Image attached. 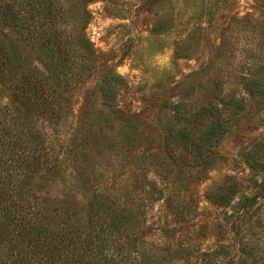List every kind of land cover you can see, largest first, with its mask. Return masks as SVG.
<instances>
[{"label": "trees", "instance_id": "obj_1", "mask_svg": "<svg viewBox=\"0 0 264 264\" xmlns=\"http://www.w3.org/2000/svg\"><path fill=\"white\" fill-rule=\"evenodd\" d=\"M89 3L0 0V264L170 261V248L157 256L143 246L147 210L161 198L155 196V181L144 177L142 164L114 159L115 142L129 148L140 142L138 126L115 111L125 80L107 71L89 87L99 59L85 33ZM246 90L264 96V79L252 76ZM80 92L82 106L72 122ZM209 105L195 111L175 105L178 116L166 138V145H179L194 158L198 178L206 176L214 146L226 131L216 107ZM197 121L200 131L191 127ZM67 128L71 176L61 179L54 140ZM244 159L251 195L229 177L208 192L217 206H238L227 219L264 201V142ZM166 201L174 215L183 213L171 197ZM242 242L238 252L253 257L257 244ZM230 254V247L219 246L199 254L194 264H235Z\"/></svg>", "mask_w": 264, "mask_h": 264}, {"label": "rangeland", "instance_id": "obj_2", "mask_svg": "<svg viewBox=\"0 0 264 264\" xmlns=\"http://www.w3.org/2000/svg\"><path fill=\"white\" fill-rule=\"evenodd\" d=\"M89 1L85 33L99 57L89 87L107 71L121 75L125 87L115 111L139 128L136 146L115 142L114 159L142 164L144 177L155 181L156 198L161 196L146 214L147 254L170 248L166 264H194L202 252L228 246L235 264H264V201L227 219L238 206L224 208L207 199L226 177L238 180L247 195L254 192L244 154L264 142V96L249 94L246 83L252 76L264 79V0ZM82 102L80 92L72 122ZM179 103L189 111L213 103L226 128L218 144L212 139L214 155L204 178L197 177L200 167L185 148L166 145ZM191 127L200 131L201 122ZM69 134L67 128L54 140L61 179L71 176ZM168 197L183 212L179 217ZM244 240L257 244L251 258L238 252Z\"/></svg>", "mask_w": 264, "mask_h": 264}]
</instances>
